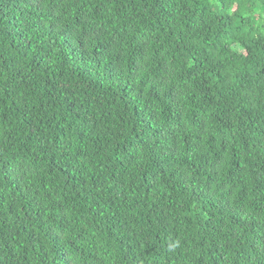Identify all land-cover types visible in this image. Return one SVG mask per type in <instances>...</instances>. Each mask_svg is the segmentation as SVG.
Masks as SVG:
<instances>
[{
	"label": "trees",
	"instance_id": "16d2710c",
	"mask_svg": "<svg viewBox=\"0 0 264 264\" xmlns=\"http://www.w3.org/2000/svg\"><path fill=\"white\" fill-rule=\"evenodd\" d=\"M0 264H264V0H0Z\"/></svg>",
	"mask_w": 264,
	"mask_h": 264
}]
</instances>
